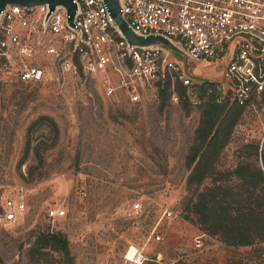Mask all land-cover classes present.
Returning a JSON list of instances; mask_svg holds the SVG:
<instances>
[{
  "label": "rangeland",
  "instance_id": "1",
  "mask_svg": "<svg viewBox=\"0 0 264 264\" xmlns=\"http://www.w3.org/2000/svg\"><path fill=\"white\" fill-rule=\"evenodd\" d=\"M55 72L46 82L0 88V211L16 194L26 204L16 222L0 225V264H264V245L226 247L205 233L197 248L194 237L203 231L182 217L186 156L204 98L133 105L107 97L96 76ZM215 72L196 69L221 79ZM255 145L264 150V101L244 108L218 167L254 156ZM137 197L143 214L131 217ZM59 207L67 214L50 217ZM166 209L178 216H163ZM49 231L67 235L72 263L57 252L31 251L36 236Z\"/></svg>",
  "mask_w": 264,
  "mask_h": 264
},
{
  "label": "built area",
  "instance_id": "2",
  "mask_svg": "<svg viewBox=\"0 0 264 264\" xmlns=\"http://www.w3.org/2000/svg\"><path fill=\"white\" fill-rule=\"evenodd\" d=\"M73 2L72 22L63 5L53 10L48 3L6 6L0 14V84L42 83L58 70L96 76L107 97L122 96L133 105L157 99L163 89L174 102L181 94L202 93L243 108L264 101V0H120L128 25L141 36L168 39L188 57L187 69L183 58L165 46L130 44L105 0ZM199 66L221 79H206L196 73ZM143 209L137 197L129 214L139 217ZM25 210L22 194L7 197L0 225L16 222ZM48 214L63 217L67 211L52 208ZM163 216L178 214L166 209ZM205 236L194 237L197 248L204 246Z\"/></svg>",
  "mask_w": 264,
  "mask_h": 264
},
{
  "label": "trees",
  "instance_id": "3",
  "mask_svg": "<svg viewBox=\"0 0 264 264\" xmlns=\"http://www.w3.org/2000/svg\"><path fill=\"white\" fill-rule=\"evenodd\" d=\"M183 89L178 84V90ZM200 98H204L200 102L201 120L186 156L191 170L182 217L226 247H260L264 245V150L259 153V145H255L254 156L243 155L235 167L220 169L218 162L244 108L234 103H217L205 93ZM157 99H171L170 91L161 90ZM190 101L189 96L180 95L179 102L185 105ZM208 180L210 184L202 187ZM31 251L35 255L57 252L68 263L73 259L69 239L62 232L40 233Z\"/></svg>",
  "mask_w": 264,
  "mask_h": 264
},
{
  "label": "water",
  "instance_id": "4",
  "mask_svg": "<svg viewBox=\"0 0 264 264\" xmlns=\"http://www.w3.org/2000/svg\"><path fill=\"white\" fill-rule=\"evenodd\" d=\"M48 3L50 8L53 10L57 5H63L68 9V12L71 16L70 21H73L75 16L77 5L73 0H0V14L6 8L7 5H36ZM105 3L108 5L109 10L114 17L115 24L121 30L123 35L126 37L128 42L132 45L138 46H151V45H162L169 48L170 51H174L177 55L181 56L184 60L186 69L189 65V60L186 55L181 53L178 48L170 42L168 39L157 36L150 35L147 37L137 34L125 21L122 15V5L120 0H105Z\"/></svg>",
  "mask_w": 264,
  "mask_h": 264
},
{
  "label": "bare ground",
  "instance_id": "5",
  "mask_svg": "<svg viewBox=\"0 0 264 264\" xmlns=\"http://www.w3.org/2000/svg\"><path fill=\"white\" fill-rule=\"evenodd\" d=\"M134 256H136V253H135V255Z\"/></svg>",
  "mask_w": 264,
  "mask_h": 264
}]
</instances>
